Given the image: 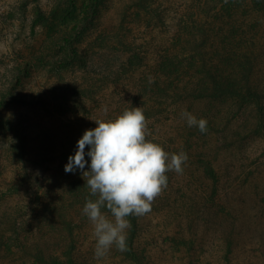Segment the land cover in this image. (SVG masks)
I'll list each match as a JSON object with an SVG mask.
<instances>
[{
    "label": "rangeland",
    "instance_id": "1",
    "mask_svg": "<svg viewBox=\"0 0 264 264\" xmlns=\"http://www.w3.org/2000/svg\"><path fill=\"white\" fill-rule=\"evenodd\" d=\"M132 107L189 159L98 259L97 197L64 166ZM47 263L264 264V0H0V264Z\"/></svg>",
    "mask_w": 264,
    "mask_h": 264
},
{
    "label": "clouds",
    "instance_id": "2",
    "mask_svg": "<svg viewBox=\"0 0 264 264\" xmlns=\"http://www.w3.org/2000/svg\"><path fill=\"white\" fill-rule=\"evenodd\" d=\"M182 117L188 127H196L202 134L208 131L205 118L189 111L182 112ZM96 124L77 141L64 171L79 170L87 175L91 195L97 197L88 199L82 211L94 225L95 256L99 259L113 245L127 250L128 217L150 212L151 202L168 186L166 173H182L189 157L183 151L168 153L146 138L147 121L141 107ZM105 208L114 219L108 218Z\"/></svg>",
    "mask_w": 264,
    "mask_h": 264
},
{
    "label": "trees",
    "instance_id": "3",
    "mask_svg": "<svg viewBox=\"0 0 264 264\" xmlns=\"http://www.w3.org/2000/svg\"><path fill=\"white\" fill-rule=\"evenodd\" d=\"M258 4V3H257ZM245 65V64H244ZM212 71V68L211 69H205V66L202 64L201 65V71H200V73L201 74H206L207 75V78L206 79H208V80H213V78H214V75H213V73L211 72ZM249 73V71H247V72H245V74H248ZM242 79H247V77H244V78H242ZM202 80H203V78H199L198 80H197V83H198V87H197V89H198V92H199V96L200 97H202V96H204L205 95V91L203 90V82H202ZM221 81H224L223 79H221ZM228 87H234V83L233 82H231V81H228ZM215 87H217L219 90H220V92H221V94H225V93H227L228 94V92H225L224 90H222L221 89V85L220 84H218V83H216L215 84ZM230 94V93H229ZM236 96V95H234V94H230V96ZM238 97V96H237ZM20 149H21V152L25 149V146H23V145H21V147H20ZM22 156V155H21ZM77 190H80V188L79 187H77L76 188ZM86 195V194H85ZM89 195V194H88ZM83 196V195H82ZM89 196H92L91 195V193H90V195ZM85 197H87V196H85ZM103 211H108L106 208L105 209H103ZM109 212V211H108ZM128 218H130V216L128 217ZM47 264H50V263H47Z\"/></svg>",
    "mask_w": 264,
    "mask_h": 264
}]
</instances>
